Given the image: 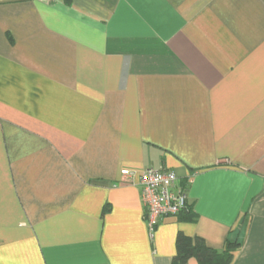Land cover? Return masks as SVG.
I'll use <instances>...</instances> for the list:
<instances>
[{"label":"crops","instance_id":"0c3cea01","mask_svg":"<svg viewBox=\"0 0 264 264\" xmlns=\"http://www.w3.org/2000/svg\"><path fill=\"white\" fill-rule=\"evenodd\" d=\"M147 167L194 216L153 238ZM180 233L264 264V0H0V264H173Z\"/></svg>","mask_w":264,"mask_h":264},{"label":"built area","instance_id":"2783aa9c","mask_svg":"<svg viewBox=\"0 0 264 264\" xmlns=\"http://www.w3.org/2000/svg\"><path fill=\"white\" fill-rule=\"evenodd\" d=\"M123 179L138 178L141 201L148 233L154 237L160 223L166 218H176L189 210L185 187L173 171L163 167H147L139 174L129 170L121 172Z\"/></svg>","mask_w":264,"mask_h":264},{"label":"trees","instance_id":"16d2710c","mask_svg":"<svg viewBox=\"0 0 264 264\" xmlns=\"http://www.w3.org/2000/svg\"><path fill=\"white\" fill-rule=\"evenodd\" d=\"M184 219L191 221L192 210L185 211ZM238 241L227 240L222 251L208 247L201 238H189L178 234L176 239V256L173 264H185L189 258L195 257L200 264H231L234 253L241 247Z\"/></svg>","mask_w":264,"mask_h":264}]
</instances>
